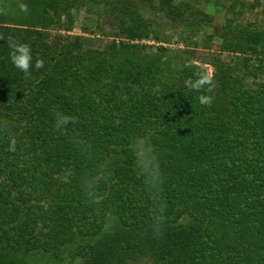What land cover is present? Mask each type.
Here are the masks:
<instances>
[{"label":"trees","instance_id":"obj_1","mask_svg":"<svg viewBox=\"0 0 264 264\" xmlns=\"http://www.w3.org/2000/svg\"><path fill=\"white\" fill-rule=\"evenodd\" d=\"M253 1L0 0V264H264ZM175 31L184 49L162 45ZM9 36L31 47L30 78ZM192 61L212 68L211 106L185 87ZM54 110L78 122L57 131Z\"/></svg>","mask_w":264,"mask_h":264},{"label":"clouds","instance_id":"obj_2","mask_svg":"<svg viewBox=\"0 0 264 264\" xmlns=\"http://www.w3.org/2000/svg\"><path fill=\"white\" fill-rule=\"evenodd\" d=\"M22 11L27 12V5H20ZM0 39H4L2 35H0ZM10 52L9 58L12 64L25 74L26 77H31V69L33 68V56L31 47L27 43L19 42L14 37L9 36L7 38ZM35 68L37 70L42 69L44 67V61L42 59H37L35 61ZM189 67H196L198 70L194 72V79L189 78L185 80V87H188L191 90L201 92L202 94L198 96V100L201 105L211 106L213 102V97L210 93L215 88L214 84V76L213 73L206 68L199 67L198 62L192 61ZM208 93V94H203ZM54 128L57 131L62 130L69 124H75L78 122V118L70 117L65 115L64 113L54 110ZM132 147L134 153L137 156L138 163L143 168L142 160L145 155L151 156V147L148 145L146 138H134L132 141ZM146 182H148V173H145ZM156 179H159L157 177ZM151 186V184H150Z\"/></svg>","mask_w":264,"mask_h":264},{"label":"rangeland","instance_id":"obj_3","mask_svg":"<svg viewBox=\"0 0 264 264\" xmlns=\"http://www.w3.org/2000/svg\"><path fill=\"white\" fill-rule=\"evenodd\" d=\"M248 3H252L254 2L253 0H244ZM264 1V0H263ZM206 11L209 13V14H212V15H215L216 17V23L218 22H221L222 20V17L224 16V11L222 9H219V8H212V7H208L206 9ZM84 10H80V11H77L75 13V18H76V21H75V24H74V29L69 32L68 34H71V35H83V31H84V26H85V21H84ZM246 20L248 21H254V20H257L258 23L260 24H264V14L262 12L261 9H256L253 14H248V18H246ZM180 34H179V31H175L173 33V36L172 38L170 39V41L168 42V44H162L166 47H169L171 49H184V45L180 42ZM151 43V42H149ZM212 49L214 51H216L218 49V42H214L213 45H212ZM209 71L212 72V68L209 67Z\"/></svg>","mask_w":264,"mask_h":264}]
</instances>
